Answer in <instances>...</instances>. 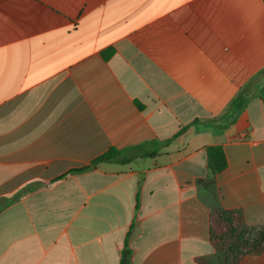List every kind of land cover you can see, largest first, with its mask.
Here are the masks:
<instances>
[{
    "label": "crops",
    "instance_id": "obj_1",
    "mask_svg": "<svg viewBox=\"0 0 264 264\" xmlns=\"http://www.w3.org/2000/svg\"><path fill=\"white\" fill-rule=\"evenodd\" d=\"M218 209L264 230V0H0V264H216Z\"/></svg>",
    "mask_w": 264,
    "mask_h": 264
},
{
    "label": "trees",
    "instance_id": "obj_2",
    "mask_svg": "<svg viewBox=\"0 0 264 264\" xmlns=\"http://www.w3.org/2000/svg\"><path fill=\"white\" fill-rule=\"evenodd\" d=\"M186 130L187 128L181 134ZM167 143L159 144L163 147ZM148 146H154L153 151H150L147 148ZM156 146V143H148L145 146L143 145L125 151L111 148L108 152L95 159L90 166L72 170L68 175L89 171L103 162L127 164L138 157H154L158 153ZM207 153L209 174L214 177L226 169L227 159L221 147H209ZM64 177L66 176L62 178ZM210 235L214 248L222 254V260L216 264H239L245 256L261 254L264 251V230L247 226L239 210H216L211 217ZM200 264L213 263L203 260Z\"/></svg>",
    "mask_w": 264,
    "mask_h": 264
}]
</instances>
